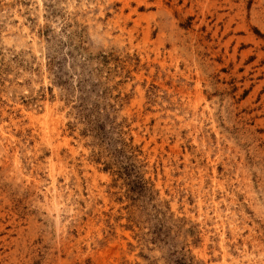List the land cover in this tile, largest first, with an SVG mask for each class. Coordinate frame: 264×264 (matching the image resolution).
I'll return each instance as SVG.
<instances>
[{
    "label": "rangeland",
    "instance_id": "obj_1",
    "mask_svg": "<svg viewBox=\"0 0 264 264\" xmlns=\"http://www.w3.org/2000/svg\"><path fill=\"white\" fill-rule=\"evenodd\" d=\"M0 264H264V0H0Z\"/></svg>",
    "mask_w": 264,
    "mask_h": 264
},
{
    "label": "bare ground",
    "instance_id": "obj_2",
    "mask_svg": "<svg viewBox=\"0 0 264 264\" xmlns=\"http://www.w3.org/2000/svg\"><path fill=\"white\" fill-rule=\"evenodd\" d=\"M31 115V114H30Z\"/></svg>",
    "mask_w": 264,
    "mask_h": 264
}]
</instances>
